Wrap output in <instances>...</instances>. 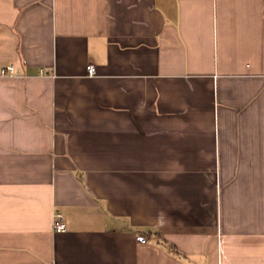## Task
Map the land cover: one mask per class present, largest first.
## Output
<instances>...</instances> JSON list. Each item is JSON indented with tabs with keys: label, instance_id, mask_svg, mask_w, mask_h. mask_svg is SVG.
Returning a JSON list of instances; mask_svg holds the SVG:
<instances>
[{
	"label": "crops",
	"instance_id": "obj_1",
	"mask_svg": "<svg viewBox=\"0 0 264 264\" xmlns=\"http://www.w3.org/2000/svg\"><path fill=\"white\" fill-rule=\"evenodd\" d=\"M8 65L0 264H264V0H0Z\"/></svg>",
	"mask_w": 264,
	"mask_h": 264
},
{
	"label": "built area",
	"instance_id": "obj_2",
	"mask_svg": "<svg viewBox=\"0 0 264 264\" xmlns=\"http://www.w3.org/2000/svg\"><path fill=\"white\" fill-rule=\"evenodd\" d=\"M14 71V67L12 65L5 66L1 68L0 73L2 75L12 73ZM87 72L89 75L94 74L95 68L93 65H89L87 68ZM52 228L54 231H63L65 229V223L63 219V215L59 212H55L53 214V222H52Z\"/></svg>",
	"mask_w": 264,
	"mask_h": 264
},
{
	"label": "trees",
	"instance_id": "obj_3",
	"mask_svg": "<svg viewBox=\"0 0 264 264\" xmlns=\"http://www.w3.org/2000/svg\"><path fill=\"white\" fill-rule=\"evenodd\" d=\"M161 242L163 243L164 246H166V248H168L171 252H173L174 254L178 253V251L173 248L171 245L166 244L164 240H161Z\"/></svg>",
	"mask_w": 264,
	"mask_h": 264
}]
</instances>
